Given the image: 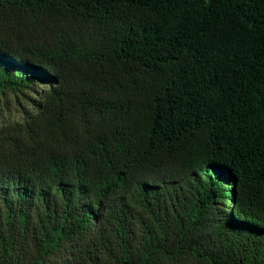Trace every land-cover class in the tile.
<instances>
[{
	"label": "trees",
	"instance_id": "obj_1",
	"mask_svg": "<svg viewBox=\"0 0 264 264\" xmlns=\"http://www.w3.org/2000/svg\"><path fill=\"white\" fill-rule=\"evenodd\" d=\"M35 87L0 264H264V0H0V90Z\"/></svg>",
	"mask_w": 264,
	"mask_h": 264
},
{
	"label": "rangeland",
	"instance_id": "obj_2",
	"mask_svg": "<svg viewBox=\"0 0 264 264\" xmlns=\"http://www.w3.org/2000/svg\"><path fill=\"white\" fill-rule=\"evenodd\" d=\"M39 90L40 87H35L33 90L22 89L17 92L0 90V145H5L13 137H17V140L24 138L23 134L15 133L27 113L34 112L33 100L39 99L41 101L42 94H38ZM38 138L40 141H46L42 132H38ZM59 140L61 139L59 138ZM121 194L122 190L117 194V201L123 199L124 195Z\"/></svg>",
	"mask_w": 264,
	"mask_h": 264
}]
</instances>
